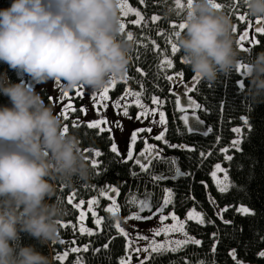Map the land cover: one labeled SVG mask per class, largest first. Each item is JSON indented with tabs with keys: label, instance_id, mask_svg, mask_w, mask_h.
I'll list each match as a JSON object with an SVG mask.
<instances>
[{
	"label": "clouds",
	"instance_id": "clouds-1",
	"mask_svg": "<svg viewBox=\"0 0 264 264\" xmlns=\"http://www.w3.org/2000/svg\"><path fill=\"white\" fill-rule=\"evenodd\" d=\"M229 4L191 0L176 35L187 67L206 82L240 63ZM243 4L247 16L264 19V0ZM175 12L165 5V16ZM121 33L119 0H11L0 8V62L34 83L98 90L129 65L133 42ZM246 64V95L264 103V49ZM0 94L10 101L0 105V264H52L50 255L16 243L19 234L44 246L58 241L66 211L58 190L87 182L93 169L78 135L34 87L0 73Z\"/></svg>",
	"mask_w": 264,
	"mask_h": 264
},
{
	"label": "trees",
	"instance_id": "trees-1",
	"mask_svg": "<svg viewBox=\"0 0 264 264\" xmlns=\"http://www.w3.org/2000/svg\"><path fill=\"white\" fill-rule=\"evenodd\" d=\"M127 1L140 9L142 18L135 25L127 24L126 30L121 33L125 39H128L129 32L132 35L131 59L124 72L125 80L117 82L111 92L113 95L120 94L124 87L128 86L132 91L141 92L140 98L144 102L150 103L153 95L163 101L161 106L167 120L166 139L170 143L193 146L194 150L170 149L164 145L162 155L178 158L181 171L190 172L191 175L176 180L159 181L154 185L150 175L152 173L171 175L170 161L153 159L149 171L142 172L132 160H125L110 151L112 139H109L108 131L99 132L98 128H88L85 123L69 124L67 130L78 135L82 149H98L101 153L97 157L99 163L96 168L91 166L93 171L87 182H77L71 188L63 186L59 188L57 195L66 211L63 219L59 221L58 241L44 246L27 233L21 232L16 243L32 245L38 251L50 255L52 264H70V258L61 261L57 254L73 242L80 247L83 264H119V259L124 254V237L117 232L113 218L105 210L100 209L104 218L100 229L91 234L79 233L76 227L77 210L68 203V195L72 194L76 199H86L96 194L106 184L115 185L119 188L118 202L121 211L126 214L133 209V205L127 202L130 193H135L138 197H144L146 191L151 193V202L155 206L162 201L163 189L167 187L174 192L173 203L169 204L168 208L177 215H183L190 208L203 213L205 219L203 225L193 220L185 221L187 233L201 240V245L189 244L178 252L166 253L154 260L146 261L145 264H170V261L184 264L185 257L189 264H197L198 260H203L205 264H235L229 255L231 249L236 250V259L242 261V264H264V257L258 255L264 250V103H252L246 95L248 80L243 74V69L240 73L233 70L231 73L221 74L213 82L199 78L190 94L202 105L198 111L199 116L212 127V132L207 136L199 133L189 134L180 120L179 112L175 109L174 93L167 78L170 72H182L183 79L194 75L184 62L180 50L173 54L168 43L169 40L175 43V32L183 30L178 28V24L183 22L186 0ZM10 2L11 0H0V8L9 6ZM217 2L223 3V0ZM165 5L174 7L175 14L165 16ZM227 7L237 26L234 33L236 42L238 34L255 18L247 16L243 0H230ZM239 15H245V20L240 21ZM153 16L158 19L154 21ZM256 39L259 43L249 46L247 52L236 43L240 63H246L249 56H254L256 52L264 49V34L257 33ZM168 59L173 61L171 69L165 63ZM138 68L142 71H137ZM0 73H5L11 82L20 81L19 72L8 68L3 62H0ZM237 80L245 85L243 89L236 85ZM0 105H10L7 96L0 94ZM241 115L247 117L248 124L252 126L251 131L244 121L239 119ZM234 126H241L244 133L242 152L229 148L228 154L233 158L231 161H225L224 153L219 149L230 145L234 137L231 128ZM217 136H220L218 142ZM201 151L206 155L201 157ZM217 162L227 166L228 175L233 182V187L223 194L217 191L209 175L212 166ZM132 171L138 175L132 176ZM208 194L215 199V205L209 203ZM238 204L253 209L254 214L237 213L235 209ZM225 205L230 207L222 214L223 219L231 221L230 224H224L216 216V212ZM208 220L212 223H207ZM214 232L215 237L211 235ZM214 240L215 252L212 251Z\"/></svg>",
	"mask_w": 264,
	"mask_h": 264
},
{
	"label": "snow or ice",
	"instance_id": "snow-or-ice-1",
	"mask_svg": "<svg viewBox=\"0 0 264 264\" xmlns=\"http://www.w3.org/2000/svg\"><path fill=\"white\" fill-rule=\"evenodd\" d=\"M191 0H187V4L190 5ZM182 7V5H180ZM217 7H220V4L217 3ZM121 16L125 15V11L129 13H134L136 16V19H133L131 23L133 25L139 23V18L141 16L140 12L136 10V8L133 7H128L126 3L121 4ZM152 19L155 21L158 19V17L153 16ZM238 19L240 21L245 20V15H239ZM257 22L261 23V26L255 27V32L264 34V19L257 18ZM179 29L184 28L183 22L178 24ZM125 30V24L121 22V32H124ZM233 31L234 33L237 31V26L234 24L233 26ZM179 31L175 32V35H178ZM128 39L132 38L131 33H128ZM242 41H248L249 44L251 45H256L259 43V41L256 39L255 36L249 40V32L248 28H245L244 31L239 35L236 43L237 45L245 52L248 51V48L244 46ZM170 44L171 52L175 54L178 51V48L175 43H172L171 40L168 41ZM167 64V67L171 69L173 67V61L168 59L165 61ZM247 68L246 63H239L236 68V72L240 73L241 69H243V74L245 75V69ZM137 71H142L141 69H137ZM176 77L181 78L182 82V77L183 73L182 72H176L175 73ZM123 78V77H122ZM169 80H172V77H168ZM199 80L198 75H193L191 77L192 81V87H188L187 84H185L184 87V94L187 96V101L188 103L186 104H181V97L180 95H176V108L180 110L183 114L180 116V120L183 122L187 132L189 134L192 133H199L203 136H207L210 132H212V127L208 126L206 129H204L202 126L204 125V120H202L198 115H197V109H201L202 105L199 103L195 102L192 98V96L187 95L189 92H192L193 89L196 87V82ZM236 85L240 89H243L245 85L237 80ZM116 84V78L109 77L108 84L99 92L98 98L95 99L94 101V107L96 105H99L100 108H107V104L103 103L104 101H107L109 99L108 92L109 89L113 87V85ZM124 98H125V104H121L119 99L113 100L112 102V107L113 109H122V115L125 117H131L129 116V111H128V103L136 105L140 110L136 112L135 118L137 120H141V118H147L148 116H152L153 119L150 121L151 124H155L161 127L162 130H160L157 134L154 135V139L156 141H160L164 145H166L170 149H180L184 150L187 149L188 151H193L194 147L184 144V143H170L168 139H166V132H167V120H166V115L163 110H160V105L163 103V101H158V98L153 95L151 97V100L153 104H156L157 106L149 108L147 105H145L142 100H141V92H136V91H130L128 88L124 89ZM65 96L68 95L67 92L64 93ZM77 95H84L82 91H78ZM95 95V94H93ZM133 97L131 101L127 100V97ZM51 100L52 97H49ZM68 109H72V104L69 102L68 104L64 105V108L62 111L64 112V118L67 119V111ZM188 109H191V112L188 111ZM82 113L86 112V109L81 106L79 109ZM99 112V109H97ZM158 113V120L155 118L156 114ZM241 121H244V124L248 127L249 131H251V125L248 124L247 117L244 115H241L239 117ZM75 123V122H74ZM109 121L106 116H101L99 119L93 118L90 121L87 122V127L88 128H98L99 132H103L106 129L109 132V139H112V143L110 144V151L115 153L117 156H120V150L118 148L117 143L115 142L114 138L112 137V129L108 127ZM114 124L117 128H120L121 131L122 129V124L119 119H116L114 121ZM103 125L104 127H101ZM65 130L67 131V127H65ZM142 132H148L152 133V127H137L131 131L130 138L127 142L126 145V152L127 156L124 158L125 160H133V163L138 165L140 170L142 172H148L150 169V166L152 164L153 159L156 160H168L170 161V166L172 169V174L169 176L163 175V174H155L152 173L150 175L151 181L153 184H157L159 181L163 180H176L177 178L184 176L187 177L191 175L190 172H184L181 171L179 164H178V158L176 157H164L162 155L163 149L158 148L157 145L151 144L148 142V139L146 137L143 138V148L140 149L139 153L136 154L135 158L133 159V146L137 142L138 139L141 137L138 136L139 133ZM177 132L179 133V129H177ZM231 132L235 134L234 138L232 139L230 145L222 147L219 149L221 153H224V160L225 161H231L232 156L228 154V149L229 148H234L237 152H242L241 148V143L244 138V133H242V128L241 126H234L231 128ZM99 134V133H98ZM220 140V136L216 137V141L218 142ZM85 151H88V149H85ZM101 153L98 150H93L91 156H86V159L90 160L91 166L93 168H96L99 161L96 159V157H99ZM206 154L201 151L200 156L203 157ZM218 173H223L222 176H218ZM132 176H137L138 174L135 171L131 172ZM213 183L216 186V189L219 193L223 194L229 191L231 187H233V182L230 180V177L228 175V169L224 168L221 166L220 163H216L213 167V170L210 173ZM203 184L204 181H201ZM95 187V186H92ZM205 188L207 189V185L205 184ZM110 193H115V195H110ZM99 196L107 198L109 201H111L110 204H108L105 208V211L109 213L111 216L115 217L120 211V205L117 203V196H119V188H117L114 185H104L102 188L99 190ZM151 193H148L147 191L145 192V195L143 198L138 197L135 193H130L128 197V204L133 205L137 208V211H130L129 216L125 217V220L128 219H135V220H148L151 219L154 216H157L159 214V221L161 223L160 227L153 228L151 229L153 236L152 238H149L148 236L141 235L139 232L136 233V237L141 240L147 241V243L143 247H130V245L135 244L136 241L132 239L129 235V233L121 227L119 221L115 223V228L116 230L122 234L125 239H126V244H125V256H127V259L124 257H121L119 260V264H130V261L132 259L131 253H136L137 257L139 258L140 252H144L145 255L143 256V259L139 260V264H145L146 261H151L154 260L166 253H175L183 249L185 246L189 244H193L196 246L201 245V240L196 239L195 237L189 235L185 229V220L180 219L174 211H168L167 214L165 215V209L169 204L173 203V198H174V192L172 189L165 187L163 189V198L162 201L159 202L158 206L155 207V211H151L153 208V204L151 202ZM194 199V197H191ZM208 201L210 204L215 205L216 201L215 199L208 194ZM97 197L92 196L90 199H88L87 204L89 210H91V215L94 218V223L97 226V230L100 229V226L103 222V217H98L97 212L93 209V205L96 204ZM68 203H72V199L68 200ZM83 203V200L80 201V203H76L74 205L75 208H80V205ZM230 207V205H225L223 208H220L219 211L216 212V216L222 220L224 224H230L231 221L229 220H224L223 219V213L227 210V208ZM145 210L151 211L150 216H143L140 213L144 212ZM235 211L241 215H251L254 214V210L250 209L246 205L240 204L236 207ZM84 218V213H80V219L82 220ZM168 218H171V223H164ZM186 219L188 220H193L196 223L203 225L205 224V219L203 213L196 211L195 208H190L187 213H186ZM207 223H212L211 220H208ZM80 232L81 233H92V229L88 227L81 226L80 227ZM161 233L164 235V239L161 241H157L155 239L156 236H159ZM173 233H179L183 236V238H174L170 236V234ZM213 237L216 236V233L211 234ZM85 250H87V245L84 246ZM104 247H107V244L104 245ZM216 248V241L214 240L213 245H212V251L215 252ZM72 251H78V249L73 248ZM229 255L232 257V259L235 261V264H242V261L236 259V250L231 249L229 251ZM259 256L264 257V250L260 251L258 253ZM60 260L64 259V256L59 257ZM170 264H175V261H170ZM184 264H189V261L187 260V257L184 258ZM197 264H205L203 260H198Z\"/></svg>",
	"mask_w": 264,
	"mask_h": 264
},
{
	"label": "rangeland",
	"instance_id": "rangeland-1",
	"mask_svg": "<svg viewBox=\"0 0 264 264\" xmlns=\"http://www.w3.org/2000/svg\"><path fill=\"white\" fill-rule=\"evenodd\" d=\"M124 3H126L128 5V7L136 8V10L140 12V14H141V16L139 18V22H140V20L142 18V13H141L140 9L136 5H131L127 0H119L120 5L124 4ZM185 6L187 8V0L185 3ZM120 12H121V7H120ZM133 19H136L135 14L129 13L127 11H125L124 16H121V22H123L125 24V30L127 28V24H130ZM259 26H261V23L257 22V18H255L252 21H249L246 24L245 28H248L249 40H251V38L253 36L256 37L257 33L255 32V27H259ZM244 29L238 34L237 39H238L239 35L244 31ZM241 43H243L244 46L247 48H249V46H251V44H249L248 41H242ZM175 73L176 72L168 73L167 78L170 76L172 77V80H169V81L171 83L172 91H173L174 97H175V104H174L175 109L179 112V117H180L183 113L176 108V95H180L181 104L188 103L187 96H185V94H184V87H185V84H187L188 87H192L191 77L193 75L191 77H189L188 79L182 78V82H181V78L176 77ZM19 77H20V81L23 80L29 86L34 87L37 92H40L46 103H51L54 106V113L58 114L62 118V120L64 121V126L67 128H68L69 124L76 125L78 123H85L87 125V122L93 118L99 119L101 116H106L108 121H109L108 127L112 129V137L114 138L115 142L118 145V148L120 150V156H122L123 158H125L127 156L126 145H127V142L130 138L131 131L137 127L151 126L152 127V133L142 132V133L138 134V136L141 138L138 139L137 142L135 143V145L133 146V159L135 158L136 154L139 153L140 149L143 148V142H144L143 138L144 137H146L148 139L149 143L155 144L158 146V148L164 149V144L161 143L160 141H156L153 138L154 135L157 134L162 129L158 125H155V124L150 125V121H152V119H153V117L151 115L148 116L146 119L142 117L141 120H137L135 118V115H136V112L139 111L140 109L136 105L131 104V103H128V105H127L128 111H129V116L131 117V119H129V117H125L122 115V109H113V107H112L113 100L119 99V101L122 105L125 104L124 89L128 88L130 91H132L131 88H129L128 86H125L123 91L120 94L113 95L111 91L114 89V87L116 85V84H114L113 87L109 89V92H108L109 99L107 101L103 102V103L107 104V108H100L99 105H96L94 107V101H95V99L98 98V94L103 88L98 89V90H92V89L86 88V87L81 85V86H78V87L72 89L71 91H67L68 95L65 96L64 93L66 91L63 89L62 84L59 81H48L45 84L34 83L33 81H31L28 78V76L26 74H24L22 72H19ZM125 77H126L125 73H123L120 77H116V83L119 81L125 80ZM108 80H109V78H108ZM107 84H108V81H107L106 85ZM78 91H82L84 93V95H82V96L77 95ZM133 91H136V90H133ZM93 94H95V95H93ZM187 95L192 96L190 94V92ZM49 97H52V99L50 100ZM132 99H133V97H130V96L127 97L128 101H131ZM158 101H160V100L158 99ZM69 102H71V104H72V109L66 110L68 118L65 119L64 118V112L62 111V109L64 108V105L68 104ZM142 102L145 105H147L149 108L157 106L156 104H153L152 101L150 103H148V102H144L142 100ZM81 106H83L86 109V112L82 113L79 110ZM131 107H132V109H131ZM159 107H160V110H163L161 105ZM97 109H99V112L97 111ZM188 111L191 112V109H188ZM196 111H197V115L199 116V113H198L199 109H197ZM155 118L158 120V113L156 114ZM116 119H119L121 121L122 129H123L122 131L120 128H117L115 126L114 121ZM208 126L209 125L205 122L202 127L204 129H206ZM101 127H104V126L101 125ZM106 131H108V130L106 129ZM234 136H235V134H234ZM85 149H88V151H85ZM85 149H83V151L85 154H88V156L92 155L93 150H98L96 148H85ZM96 159H97V157H96ZM217 163H220L222 167L227 168V166L223 165L221 162H217ZM214 165L212 166L210 173L213 170ZM210 173H209V175H210ZM222 175H223V173H218V176H222ZM210 178H211V181L213 183L211 175H210ZM213 185H214V183H213ZM110 195H115V193H110ZM92 196H96L97 201H98L96 204L93 205L92 210H95L97 212L98 217H102V214L100 213V209L105 210L106 206L108 204H110L111 201H109L105 197L99 196V191ZM92 196H90L86 199H76V198H74V196L72 194H70L67 197V200L72 199L71 204L73 206L76 203H80V201L83 200V203L80 205V208H78V209L76 208V210H77L76 227H77V230L79 233H81L79 230L81 226L91 228L92 233L97 230V226L94 223V218L91 215V210H89L88 204H87L88 199H90ZM141 198H143V197H141ZM117 203L119 204L118 196H117ZM238 205H240V204H238ZM156 206H158V204L155 206L153 205V208L151 209V211H155ZM131 211H137V208L135 206H133V209ZM151 211L145 210L144 212H142L140 214L143 216H150ZM168 211H173V210L171 208H168V206H167V208L165 209V215L167 214ZM196 211H198V210H196ZM81 212L84 213V218L82 220L80 219V213ZM186 213H187V211L181 216L177 215L176 213L175 214L180 219H184L186 221V220H188V219H186ZM129 214H130V212L123 214L121 211V208H120L119 213L115 217L119 218L118 221H119L121 227H123L129 233L130 237L136 241V243L130 245V247H143L147 243V241L138 239L136 237V233L139 232L141 235L148 236L149 238H152L153 233H152L151 229L161 226V223L159 221V214H157V216H154L148 220H135V219L125 220L124 218L129 216ZM111 217L113 218V216H111ZM89 219H90V221H89ZM89 222H91V223H89ZM116 222H117V220H114V225ZM164 223H171V218H168ZM81 234H89V233H81ZM170 236H172L174 238H181V239L183 238V236L179 233H173V234H170ZM155 239L157 241L163 240L164 239L163 233H161L159 236H156ZM126 242L127 241L124 237V254L122 257H124L125 259H127V256H125V244H126ZM73 248L78 249V251H72ZM79 250H80L79 245L76 244L75 242H73V243L68 244L66 247H64L63 250L59 251L57 254V257L59 258L60 256H64V259L61 261H65L68 258H70V264H83L82 257H81ZM144 255H145L144 252H140V255L138 258L136 253H131L132 259L130 261V264H139V260L143 259ZM244 264H248V263H244Z\"/></svg>",
	"mask_w": 264,
	"mask_h": 264
},
{
	"label": "water",
	"instance_id": "water-1",
	"mask_svg": "<svg viewBox=\"0 0 264 264\" xmlns=\"http://www.w3.org/2000/svg\"><path fill=\"white\" fill-rule=\"evenodd\" d=\"M182 177V176H181Z\"/></svg>",
	"mask_w": 264,
	"mask_h": 264
}]
</instances>
